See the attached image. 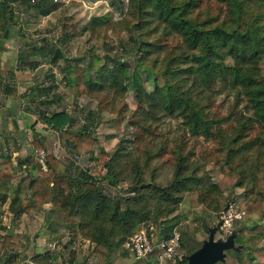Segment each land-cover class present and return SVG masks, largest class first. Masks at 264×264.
I'll return each instance as SVG.
<instances>
[{
	"label": "rangeland",
	"instance_id": "1",
	"mask_svg": "<svg viewBox=\"0 0 264 264\" xmlns=\"http://www.w3.org/2000/svg\"><path fill=\"white\" fill-rule=\"evenodd\" d=\"M6 1L15 12L5 37L18 38L17 47L25 51H31L27 45L36 49L25 61L28 72L39 66L33 84L23 71L21 101L29 105L34 95L44 97L42 111L66 109L74 119L71 131L87 126L98 141L93 153L79 154L60 131L40 125V135L48 137L46 156L58 144V158L71 174H85L97 189L80 214L82 225L66 229V241L55 238L60 244L53 250L62 260L70 254L72 263L130 264L135 260L125 243L152 222L160 231L178 226L199 251L214 233L215 244L228 247L217 264H264V126L247 99L228 96L222 83L172 81L205 120L217 121L211 136L195 135L180 112L164 110L157 95L144 97L155 92L157 82L166 85L162 71L189 50L152 12L139 14L141 0ZM171 1L199 24L208 19L220 24L229 16L218 0H198L192 8L186 0ZM245 11L264 39V0H245ZM150 50L156 53L147 57ZM118 57L123 69L109 63ZM108 63L118 67L115 80L101 77ZM233 63L227 58L228 65ZM58 96L62 105L53 107ZM41 151L33 152L34 163ZM101 152L108 162L97 172ZM182 249L183 260L168 264H184L194 255Z\"/></svg>",
	"mask_w": 264,
	"mask_h": 264
},
{
	"label": "trees",
	"instance_id": "2",
	"mask_svg": "<svg viewBox=\"0 0 264 264\" xmlns=\"http://www.w3.org/2000/svg\"><path fill=\"white\" fill-rule=\"evenodd\" d=\"M36 1L38 0H20L19 3L31 5ZM218 1L227 5L229 14L228 19L220 24H216L213 19H208L203 24L196 23L187 18L186 10L178 8L171 0H141L139 9L142 17L143 14L147 16L149 11L152 12L161 23V27L169 34L179 36L189 50V53L180 55L162 71L166 85L161 87L157 82L155 92L145 94L144 97L152 99L157 95L164 110L172 114L180 112V116L186 118L187 125L191 126L193 134L205 137L211 136L210 128L213 124H217V121L213 120L211 124L210 121L205 120L201 111L195 108L192 99L180 94L179 87L172 84L177 78L184 79V82L199 80L205 87L213 82L222 83L228 96L235 93L237 98L243 96L247 99L248 107L255 112L254 117L264 126L262 29L257 22L249 21L245 11V0ZM198 2V0L185 1L189 8L195 7ZM10 4L12 3L6 0L0 1V39L5 38L8 26L13 20L15 11H12ZM41 13L47 15L48 11L42 10ZM133 40L136 42L135 46L141 45L135 38ZM27 46L31 51H24L23 55L35 53L34 47ZM55 53L57 57L61 56L59 51ZM154 53L156 52L150 50L146 51L145 55L148 57ZM227 58H231L234 63L228 65ZM122 60L120 57L113 58L109 63H119L123 69ZM109 63L104 66L101 77L115 80L118 67L112 68ZM22 65H26L25 61H22ZM34 66L37 68L38 64ZM146 70L152 73V69ZM150 106L152 107L151 103ZM41 119L48 126L60 131L77 153L94 152L98 141L91 134L90 128L86 126L82 131L72 132L74 119L68 112L43 114ZM253 120L249 119L251 122ZM33 147L35 150L47 151L44 143L39 140L33 142ZM27 162L32 163L38 174L30 173L22 177L18 185L14 184L16 170L13 162L7 160L0 163V201L5 203L10 200V211L15 214L33 209L39 210L44 204L49 203L60 213L68 228L82 225L83 218L80 214L88 205L90 192L97 190L90 178L85 174L82 178L74 177L68 167L53 153H48L46 156L47 170H44L39 163H34L33 158H29ZM107 162V154L101 152L96 159L97 172H103ZM25 192L27 194L22 202L20 196ZM108 207L109 204H103L102 210ZM174 227L173 225L166 227L164 234H171ZM181 241L183 248L185 247L191 254L197 253L200 249V245L187 239L185 233H181ZM189 263L190 258L184 262V264Z\"/></svg>",
	"mask_w": 264,
	"mask_h": 264
},
{
	"label": "crops",
	"instance_id": "3",
	"mask_svg": "<svg viewBox=\"0 0 264 264\" xmlns=\"http://www.w3.org/2000/svg\"><path fill=\"white\" fill-rule=\"evenodd\" d=\"M19 44L18 38L14 36L0 39V163L7 160L13 162L16 170L15 185H18L21 178L30 173L38 174L27 160L33 158V152L38 151L33 147L35 140H39L45 146L47 144V134L42 132L44 135H40L41 123L50 128L51 133L56 131L41 119L43 114L52 115L42 111L44 97H35L34 93L29 105L21 101L23 71L26 76H31L26 77V82L29 83L31 80L33 84L32 78L38 74L39 66L37 68L34 66L32 73L28 72V68L22 65V61H26L28 57L35 54L31 52L29 55L26 53L23 55L24 47L18 48ZM51 75L53 77V73ZM41 91L48 96L52 95L47 87H43ZM62 100L58 96L52 100L55 103L50 105L59 108L62 105L59 101ZM61 111L68 112L60 108L53 114ZM36 115L38 119H35ZM33 119L37 121H32ZM27 141L30 142L29 145L26 144ZM59 150L58 144H55L53 154L56 157ZM26 194L25 192V196ZM24 198L21 197L22 202ZM10 203V200L5 203L0 201V264H64L63 261L66 264H81L80 260L72 263L70 254L62 260V256L60 257L53 250L60 244V241L55 239L57 236H63L66 241L68 227L52 204H44L39 210L33 209L22 214H15L10 211Z\"/></svg>",
	"mask_w": 264,
	"mask_h": 264
},
{
	"label": "built area",
	"instance_id": "4",
	"mask_svg": "<svg viewBox=\"0 0 264 264\" xmlns=\"http://www.w3.org/2000/svg\"><path fill=\"white\" fill-rule=\"evenodd\" d=\"M37 161L46 167V153L42 150L38 153ZM164 230H158L153 223L149 224L139 234L130 237L125 243V249L134 257V263L140 264H168L182 261L184 253L182 249L181 232L179 227H174L169 235Z\"/></svg>",
	"mask_w": 264,
	"mask_h": 264
},
{
	"label": "water",
	"instance_id": "5",
	"mask_svg": "<svg viewBox=\"0 0 264 264\" xmlns=\"http://www.w3.org/2000/svg\"><path fill=\"white\" fill-rule=\"evenodd\" d=\"M8 35V32L6 36ZM228 247L224 245H216L214 242V233L204 248L190 257L189 264H217L224 258V251Z\"/></svg>",
	"mask_w": 264,
	"mask_h": 264
}]
</instances>
